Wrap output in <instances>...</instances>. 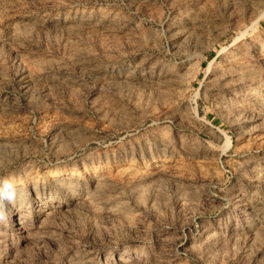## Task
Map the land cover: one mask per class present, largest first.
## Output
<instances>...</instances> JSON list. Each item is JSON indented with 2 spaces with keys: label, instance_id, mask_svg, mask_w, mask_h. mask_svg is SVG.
<instances>
[{
  "label": "rangeland",
  "instance_id": "rangeland-1",
  "mask_svg": "<svg viewBox=\"0 0 264 264\" xmlns=\"http://www.w3.org/2000/svg\"><path fill=\"white\" fill-rule=\"evenodd\" d=\"M0 264H264V0H0Z\"/></svg>",
  "mask_w": 264,
  "mask_h": 264
},
{
  "label": "clouds",
  "instance_id": "clouds-1",
  "mask_svg": "<svg viewBox=\"0 0 264 264\" xmlns=\"http://www.w3.org/2000/svg\"><path fill=\"white\" fill-rule=\"evenodd\" d=\"M6 218L5 214L3 212H0V219Z\"/></svg>",
  "mask_w": 264,
  "mask_h": 264
}]
</instances>
